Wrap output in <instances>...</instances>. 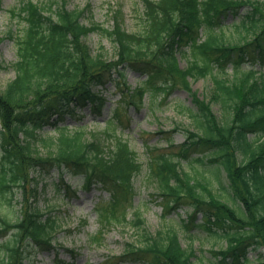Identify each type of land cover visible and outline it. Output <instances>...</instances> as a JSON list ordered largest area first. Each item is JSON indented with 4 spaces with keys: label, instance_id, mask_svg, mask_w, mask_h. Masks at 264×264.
I'll use <instances>...</instances> for the list:
<instances>
[{
    "label": "trees",
    "instance_id": "1",
    "mask_svg": "<svg viewBox=\"0 0 264 264\" xmlns=\"http://www.w3.org/2000/svg\"><path fill=\"white\" fill-rule=\"evenodd\" d=\"M142 3L143 26L138 32L126 30L121 11L115 13L114 28L105 29L84 24L85 11L70 9L68 0L21 5L18 15L26 27L16 38V77L0 92V201L11 207L16 194L24 197L37 180L35 171L73 169L88 184L100 183L110 193L111 210L101 213L103 225H126L128 214L117 211L130 203L134 182L145 171L164 209H186L190 222L202 213L205 229L225 240L227 248L217 252L222 263L231 256L230 264L250 263L247 250L253 247L263 250L257 264H264V72H243L237 61L232 79L224 74V63L234 54L242 59L253 48L264 55V0ZM243 7L242 24L235 27L239 37L229 40L223 16ZM96 30L115 42L117 60H105L84 43ZM182 44H190L188 54L178 50ZM177 52L187 60L184 68ZM128 68L146 72L147 80L134 89L117 83L121 101L104 131L89 133L84 126L70 131L55 125L56 135L41 134L52 115L62 117L89 105L100 108L103 99L95 88L105 85L113 72L116 80L124 79ZM202 78L212 79L210 96L193 89V82ZM178 88L190 96L193 108L187 111L194 120L193 130L175 129L186 135L180 152L200 150L203 156L196 161L206 160L219 170L215 182L199 172L192 175L168 153H156L143 163L120 133L128 109H139L146 94L167 97ZM17 212L15 220L0 214V264H26L29 249L57 248L62 225L54 215L39 209L24 213L23 205ZM132 220L142 240L127 245L126 257L151 264H192L194 252L183 248L175 231L150 233L139 211ZM98 242L99 237L92 238V243Z\"/></svg>",
    "mask_w": 264,
    "mask_h": 264
},
{
    "label": "rangeland",
    "instance_id": "2",
    "mask_svg": "<svg viewBox=\"0 0 264 264\" xmlns=\"http://www.w3.org/2000/svg\"><path fill=\"white\" fill-rule=\"evenodd\" d=\"M20 1L23 0H0V92L15 78V71L11 65L17 60V49L10 35L12 33L16 36L21 35L26 27L25 21H22L18 15V8L21 5ZM32 1L44 4L50 0ZM68 2L70 9L86 10L82 19L86 25L95 23L97 26L100 24L104 28L112 29L115 26V13L121 11V16L124 19L123 26H125L127 31L138 32L142 30V0H68ZM13 9L17 11L15 15L11 13ZM245 10L246 8L243 7L240 14L244 15ZM239 15L236 16L237 22L239 21ZM229 22H232L231 15L226 23ZM226 36L229 40L235 41L239 37L233 27L227 28ZM84 43L87 44L94 54L103 55L105 60L115 61L117 59L116 44L109 36L98 30L88 34L84 38ZM181 49L187 51L188 45L182 46ZM245 60L243 65L246 68L254 67L264 70V63L259 59L249 57ZM186 64L187 60H180L181 67L184 68ZM232 72L233 61H230L225 68L226 77L232 79ZM217 76L222 77V72H217ZM145 78V74L140 75L129 71L126 81L130 87L135 88L139 87L141 81ZM120 83H124V80L121 79ZM212 87L211 78H203L193 82V89L198 91L202 97L210 96ZM97 89L101 90V94L107 101L102 113L90 112L89 109L76 111L75 114L66 113L57 124L70 127L84 124L89 133L104 131V121L110 115V107L116 106L119 94L115 85L110 82L103 89L100 87ZM189 107L193 108L189 95L179 88L172 92L168 98H163L160 93L151 100L146 96L144 106L139 111L135 112L134 108H131L133 118L130 127L125 131V137L139 154V158L143 163L149 162L153 155L146 151L147 146L152 148L149 151L153 153L155 148L159 152L170 153L177 157L178 147L186 139L183 132H176L175 129H194V120L187 111ZM214 110L220 115L218 106L214 107ZM57 118L58 115H55L51 122L56 121ZM53 125L55 124L45 126L41 130L42 134L55 135L57 131ZM169 137H171V143L167 142ZM181 159L185 170L192 175L199 172L207 179L215 182L212 179V174L216 177V173L219 172L218 169L213 168V172H211V166H199L192 161V156L187 161L183 158ZM35 176H38V174L36 173ZM64 177L62 182L56 169L41 172L38 185H30L24 197L20 193L16 194L13 206L9 207L4 200V204L0 201V214L7 215L15 220L19 203L23 204L24 213L39 209L42 213H52L62 220L63 228L57 234V242L60 259L64 260V264H139L138 262H120L118 259L124 247L128 243L133 242L138 234L137 231L130 229V226L125 228L121 225L110 226L104 234H100L102 239L100 244L95 245L90 242V238L101 230L96 210L99 205L109 200V195L101 191L98 186H93L88 190L83 188V176L81 174L65 173ZM214 182L212 183V188L216 193H220V187ZM65 183L73 185V189L77 188L75 196L69 197L65 195ZM135 187L137 193L132 204L142 214V218L145 221L144 227L150 233L157 234L160 231L173 230L179 234L183 246L190 252L194 251L192 264H218L221 258L217 255V252L226 249L227 243L223 238L202 226L201 214L198 215V220L191 224V226H195L186 229L185 224L188 223L187 216L189 213L180 211L179 215H177L175 212H164L162 203L160 200H156L154 196V187L150 183L149 178H147L145 171L138 176ZM132 212L131 209H128L130 220ZM197 223H199V226ZM252 248H248L247 257L251 263L256 264L257 258L263 250L261 248L257 250ZM29 251L32 259L29 264L60 263L58 259L56 263L54 262L53 254L55 252L49 255L34 249Z\"/></svg>",
    "mask_w": 264,
    "mask_h": 264
}]
</instances>
